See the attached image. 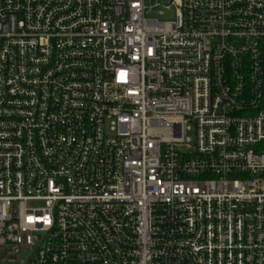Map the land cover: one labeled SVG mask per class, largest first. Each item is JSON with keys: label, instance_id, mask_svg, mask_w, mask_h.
<instances>
[{"label": "built area", "instance_id": "obj_1", "mask_svg": "<svg viewBox=\"0 0 264 264\" xmlns=\"http://www.w3.org/2000/svg\"><path fill=\"white\" fill-rule=\"evenodd\" d=\"M0 264H264V0H0Z\"/></svg>", "mask_w": 264, "mask_h": 264}, {"label": "rangeland", "instance_id": "obj_2", "mask_svg": "<svg viewBox=\"0 0 264 264\" xmlns=\"http://www.w3.org/2000/svg\"><path fill=\"white\" fill-rule=\"evenodd\" d=\"M147 4H155L156 0H146ZM158 9V7L156 8V10ZM168 14V13H167Z\"/></svg>", "mask_w": 264, "mask_h": 264}]
</instances>
